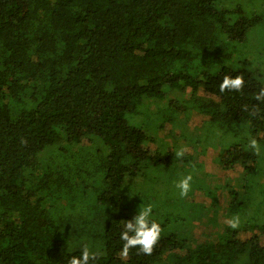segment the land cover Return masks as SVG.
Segmentation results:
<instances>
[{
  "label": "trees",
  "instance_id": "16d2710c",
  "mask_svg": "<svg viewBox=\"0 0 264 264\" xmlns=\"http://www.w3.org/2000/svg\"><path fill=\"white\" fill-rule=\"evenodd\" d=\"M262 21L222 0H0V264H69L85 244L100 253L91 264H264V71L230 62ZM225 75H243L242 91L221 93ZM174 101L212 125L190 131ZM167 122L179 140H160ZM178 141L242 152L240 175L191 186L213 203L195 195L190 226L179 207L192 199L144 177L175 163ZM153 199L158 251L121 258L124 224ZM236 215L235 234L250 233L222 249L197 232L212 224L223 238Z\"/></svg>",
  "mask_w": 264,
  "mask_h": 264
},
{
  "label": "rangeland",
  "instance_id": "374dc122",
  "mask_svg": "<svg viewBox=\"0 0 264 264\" xmlns=\"http://www.w3.org/2000/svg\"><path fill=\"white\" fill-rule=\"evenodd\" d=\"M222 2L226 7L237 6L241 4L243 5V7L249 9L250 11L256 10L258 13L262 15L263 21L255 25L251 29V31L248 34L250 37L247 36L246 41L235 42L234 45L231 47L233 57L230 62L237 63L240 60H242L244 57L251 58L254 67L264 71V0H222ZM225 63L228 64L229 62H225ZM190 99L192 102H194L193 97H191ZM171 106L173 108V113L177 115L180 120L185 119L186 116L189 117L187 121L188 123L187 125L190 127V131L197 130L201 132V130L211 126L214 121V117L206 115L203 112H201V110L196 104H193L190 107L188 114L185 113V107L180 101H174L171 104ZM152 107H155V105H153ZM151 123L152 125L156 124L155 121ZM182 135H183L182 129H176L172 127V124L170 122H167L164 128V133L163 135L160 136V140L161 138L168 137L170 139V142L172 143L174 140H179ZM150 136L153 138L152 135ZM185 141H178V143H176L177 148L175 149V152L177 153L181 149H186L185 154H188L189 159L183 162L181 160V157L176 155L175 163L166 168L158 170L155 166H152L148 170L149 174L144 176L147 178L146 187L152 186L150 181L151 182L155 181L156 180L155 178L157 176L158 177L164 176L161 179L167 181V183L172 182L174 185L173 189L175 191V189H177L176 184L181 179H183L184 177L190 174L193 177L191 181V186L193 188L195 185L199 184V182L203 183L205 182L206 179H208L207 172L212 173L213 177H226V176L234 177L240 175L241 171L243 170L242 163L237 161L238 155L242 153L239 147H235L231 150H228L225 154H220L219 151L214 150L213 148H209V149L208 147L205 148L201 143L195 145L194 143H191L189 145H186ZM159 146H160L159 142L157 143L151 142L148 143V145L146 144V148L151 152H153V150L155 151L156 147ZM196 174H198V180L196 179ZM196 189L193 190L194 194L193 191H189L188 195L185 197L187 201H189L190 198L192 199L191 208L184 209L183 206L179 207V211L181 213H184L185 216L187 215L189 216V221L186 222V226H190L191 224H193V222H195L196 218L194 217L195 219L192 220V215L193 216L199 215L198 212L200 208H197L193 203V199L195 198V195H196L195 200L197 202L203 200L204 202L209 204L213 203V200H211L207 195H205L203 189L202 190L199 189L196 190ZM164 198H166V196H164ZM160 199H163V197H160ZM156 203L157 200L153 199L151 203H148V205H151L152 210H155L157 209ZM155 214L157 215V213ZM165 222L166 220L164 219V217L158 221L160 225H163ZM197 230H198L197 232L200 231L202 232V234L206 233L205 234L206 236L207 234L210 233V231H212V234L208 235L209 236L208 239L211 242H216V246L218 249H222L228 243H233L236 236L244 238L250 233L243 231L239 235H236L234 229L230 228L227 230L226 236L220 238L218 236V232H219L218 227L213 226L212 224L204 228L199 227ZM257 233H259V230H257ZM260 237H261L262 249L264 251V234L261 233ZM159 247L160 245L158 242L157 245L154 247L153 251L154 252L158 251ZM208 264H216V263L212 261L209 262Z\"/></svg>",
  "mask_w": 264,
  "mask_h": 264
},
{
  "label": "clouds",
  "instance_id": "9594fccd",
  "mask_svg": "<svg viewBox=\"0 0 264 264\" xmlns=\"http://www.w3.org/2000/svg\"><path fill=\"white\" fill-rule=\"evenodd\" d=\"M244 84L245 80L243 75H237L235 78L230 75H225L219 85V90L221 93L225 91H242ZM255 99L264 103V88L259 90ZM244 110L247 111V106H245ZM257 110L258 107L254 108V115ZM248 147L253 150L255 155L260 154L261 147L255 138L249 140ZM185 151L186 149H181L176 155L183 157ZM192 179L193 177L189 174L176 184V187L180 189L179 194L181 197H186L188 195L191 190ZM151 214L152 206L148 205L140 208L139 213L134 216L133 219L126 221L123 231L120 234V239L124 242L120 252L121 258H127L130 250L133 248L138 249L137 254L151 255L153 253L154 247L157 245L163 229L158 222L150 219ZM226 223L232 229H237L240 226V217L238 215L233 216L231 219L227 220ZM99 255L100 253L98 251H91L88 245L85 244L81 254L79 256H72L69 260V264H91Z\"/></svg>",
  "mask_w": 264,
  "mask_h": 264
}]
</instances>
